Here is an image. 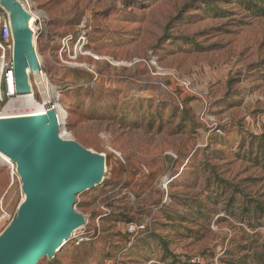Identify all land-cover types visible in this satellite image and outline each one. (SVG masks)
Here are the masks:
<instances>
[{"label":"rangeland","instance_id":"374dc122","mask_svg":"<svg viewBox=\"0 0 264 264\" xmlns=\"http://www.w3.org/2000/svg\"><path fill=\"white\" fill-rule=\"evenodd\" d=\"M203 1L221 13L205 10V3L197 0H34L48 18L37 33L35 46L43 60V31L51 42L76 34L78 28L86 29V47L68 57L67 67L47 66L46 72L66 110V130L74 140L108 158L104 184L78 195L75 204V210L89 222L88 239L79 245L68 242L52 260L45 258L38 264L111 260L167 264L157 236L181 259L224 264L219 258H226L225 250L244 225L225 211L230 192L218 198L212 192L215 189L208 190L206 177L231 183L240 190L236 198L244 194L264 200V170L244 155L246 149L238 148L239 136L247 142L249 136L264 131L260 123L264 114V17L248 16L219 0ZM197 4L202 7L198 9ZM152 54L162 66L186 78L190 87L172 75L152 76L144 64ZM131 58L142 61L132 68L116 64ZM29 78L35 88L33 77ZM21 101H15L18 111L32 110ZM174 106L178 110L186 106L194 128L183 129L179 113L171 116ZM156 109L159 114L151 119ZM122 110L130 114L124 120L134 123L120 120ZM205 110L207 116L201 119ZM222 131L229 144L217 140ZM100 196L101 203H110L106 205L112 213L146 222L148 235L154 234L148 243L144 237L133 241L124 237L129 220H97ZM22 197L14 168L0 158L3 206L13 214ZM182 198L205 204L202 210L208 219H197L198 224L180 222L177 216L186 213L176 201ZM258 229L264 237V229Z\"/></svg>","mask_w":264,"mask_h":264},{"label":"water","instance_id":"95a60500","mask_svg":"<svg viewBox=\"0 0 264 264\" xmlns=\"http://www.w3.org/2000/svg\"><path fill=\"white\" fill-rule=\"evenodd\" d=\"M8 13L16 94H31L29 76L40 74L31 15L19 0H0ZM50 105V102L47 104ZM0 155L14 166L23 195L0 230V264L52 260L63 241L86 224L77 196L104 184L106 158L73 138H63L55 111L0 116Z\"/></svg>","mask_w":264,"mask_h":264},{"label":"trees","instance_id":"16d2710c","mask_svg":"<svg viewBox=\"0 0 264 264\" xmlns=\"http://www.w3.org/2000/svg\"><path fill=\"white\" fill-rule=\"evenodd\" d=\"M197 1L205 3L203 4L205 5L203 6L205 10L211 9L216 15H219V13H221V10L214 9L213 7L209 6V2L203 0ZM218 2L233 4L251 17H264V0H219ZM197 5L198 9L202 7L200 4ZM47 74L50 73L47 72ZM162 92L163 90L160 91V93ZM142 100L148 101L151 99L143 98ZM171 110L174 113L171 114V116H176L179 113V120L181 126H183V129H185L186 127H189L191 129L194 128V120L190 118V114L186 106L183 107L181 110H178V107L174 106ZM123 111L125 110L119 112L121 117L120 120L124 123H134L133 120H131L130 122L124 120L125 118H128L130 114L123 113ZM134 111L135 113H137L138 109H134ZM157 114H159L158 109H156V112L153 114L154 116L150 118L154 119ZM224 132L226 133L225 130ZM225 133H223L222 131L221 134H219L220 136H216L217 140H219L220 143H222L223 145L229 144L224 141L226 140ZM239 139L240 145L238 146V148H241L240 151L246 149L244 150V155L248 156L256 165H259L264 170V131L259 134L249 136V140L247 142L244 141L245 138L243 136H239ZM105 158L106 165H108L107 156ZM206 184L209 187L208 190H211L210 187H212V190L215 189L212 192H214L215 195H219L218 198H220V196H222L223 194L230 192L229 195L226 197L225 211L245 226V228L244 226L238 228V231L236 232L238 233L237 238H233L231 240L230 248L225 250L226 258H219L220 262L224 264H264V237L263 233H261L258 229H264V200L248 198L244 194L241 199L236 198L235 193L240 192V190L234 187L231 183L217 176L208 175L206 177ZM105 200H107V198H105ZM109 200L111 199L109 198ZM209 200L213 201L212 199ZM176 202L178 205L182 206L184 212L186 213L185 215L177 216V219L180 220V222L198 224L196 223L197 219H208L207 213L202 210V206L205 207V204H203L201 201L191 198H182L178 199ZM213 202H215V200ZM105 203L110 204L109 202ZM85 204L86 202H83L81 203V206H85ZM100 213L101 212H99V214ZM110 217H116V220L118 221H132L130 220L131 218L125 216V214L123 213L110 212L103 218L109 219ZM166 217L170 219V216H168V214L166 215ZM246 229H249L252 232H248ZM153 235L154 234H147L144 236L143 240L148 243V238L150 239V237ZM127 236L128 234L126 233L124 237L127 238ZM157 239L162 247V260L167 261V264H203L191 263L189 259H191L192 257H187L184 259L179 258L176 254L172 253L169 250L168 242L165 239L160 238L159 236H157ZM114 246L119 247L122 245L116 244Z\"/></svg>","mask_w":264,"mask_h":264},{"label":"built area","instance_id":"2783aa9c","mask_svg":"<svg viewBox=\"0 0 264 264\" xmlns=\"http://www.w3.org/2000/svg\"><path fill=\"white\" fill-rule=\"evenodd\" d=\"M23 8L29 12L31 15V18H33L34 22V28H32L33 31V40L35 42V46L38 42V36L37 33L42 31L43 26H45L48 23V18L45 14V12L39 8V6L34 2V0H19ZM81 26V25H80ZM79 26V27H80ZM42 39L45 42L46 48L44 50L45 54V60L41 58V56H38L39 63L41 65V71L44 72L45 77V84L48 85L50 91H54L56 94V97L52 98L53 103L51 105L52 109L56 108V113L61 116V119L58 121L59 124V133L61 137L63 138H72V136L69 134V132L66 130V120H67V113L64 109V106L60 102V93L56 89V87L52 84L51 81L47 80V72L46 67H53V68H63L67 67L69 65L68 57H74L77 53V50H82L84 47H86V44L88 42V34L86 32V29H80L78 28L76 34H66L62 36L61 38H58V45L54 47L52 43H50L47 39V31L42 32ZM74 39H76L75 43H73ZM70 43V44H69ZM73 43V50L71 52L70 45ZM12 49H13V40H12V34H11V28L8 18V13L0 6V105L6 100V105L8 103H11L10 112L11 114H14L17 110V106L15 107V101L20 99L19 95L16 94L15 91V85L13 78V71H12ZM90 53V52H89ZM95 59H98V56H93ZM142 60L140 58H131L128 60H123L120 62H116V64H122L126 67L132 68L135 65L139 64ZM145 66L148 67L150 74L152 76H160L164 77L167 75H172L176 77V80L185 88L190 87V82L186 79L181 77L179 74H177L174 70L165 68L161 65L159 62V59L155 55H150L144 60ZM177 75V76H176ZM47 78V79H46ZM35 88L32 84H30L31 87V94L35 95L39 101H42L40 91L38 90V84L34 80ZM94 82V79L91 80V83ZM29 83L30 78H29ZM161 87L166 88V86L162 83ZM4 106V108L6 107ZM180 105V103H179ZM181 106V105H180ZM3 109H0V116L3 115L5 112ZM207 116V112L202 111L201 113V119H204ZM260 123L264 126V114L260 116ZM219 132V130H217ZM118 156H120L119 153H116ZM172 155V154H171ZM174 157V155H172ZM11 165V168H13V164L9 162ZM166 177V176H165ZM164 179V178H163ZM168 181H164V188L167 187ZM103 198V197H102ZM167 196H163L162 202L160 205L162 206L163 203L166 201ZM4 201L0 200V230L3 228V226L7 223V221L11 218V213L8 212L5 207L3 206ZM96 205L99 208V211L101 212L99 216L96 218L97 220L103 218L104 216L108 215L111 211L108 208V205L106 203H101V196L96 199ZM159 206L154 207V210H157ZM88 220L86 219V224L78 229L77 231L73 232L71 235V238L67 241H63V245H66L68 242H73L76 245H79L81 242L86 241L87 234L89 231L86 229ZM125 232L128 234L131 241L142 238L145 235L149 234L150 227L149 225L142 221H129L125 223ZM191 263H200L198 258H191L189 259ZM99 264H118V261L111 260V261H103Z\"/></svg>","mask_w":264,"mask_h":264},{"label":"bare ground","instance_id":"6f19581e","mask_svg":"<svg viewBox=\"0 0 264 264\" xmlns=\"http://www.w3.org/2000/svg\"><path fill=\"white\" fill-rule=\"evenodd\" d=\"M29 24L31 28H34L33 18L30 20ZM33 44L35 46L34 40H33ZM32 77L38 84V90L40 91L42 101H39V99L35 95H32V94L27 95V96H19V97H20V100H22L21 102H23V105L25 107H32V110L28 111L27 113H35V112L42 113L47 110L48 106L51 107L53 103L52 98L56 97V94L54 91L51 92L48 85L45 84L44 72H40V74H38L37 76H32ZM20 100L18 99L17 102ZM49 102H50V105H47ZM10 108H11V103H8L7 106L4 108L5 112L3 113V115H10L12 113L10 112ZM53 110L54 111L56 110L55 105H54ZM23 112L24 111H15L14 114H22ZM55 114L57 116V120L59 121L61 119V116L57 114L56 111H55ZM0 158L3 159L5 162H7V164L10 162L7 158L3 157L2 155H0Z\"/></svg>","mask_w":264,"mask_h":264},{"label":"crops","instance_id":"0c3cea01","mask_svg":"<svg viewBox=\"0 0 264 264\" xmlns=\"http://www.w3.org/2000/svg\"><path fill=\"white\" fill-rule=\"evenodd\" d=\"M47 39H48V37H47ZM51 42H52V45H53L54 47H56V46L58 45V40H55V38H53ZM51 42H50V43H51ZM54 44H57V45H54ZM45 48H46V44H45L44 48H42V51H44ZM2 198H3V197H2ZM2 198H1V199H2Z\"/></svg>","mask_w":264,"mask_h":264}]
</instances>
